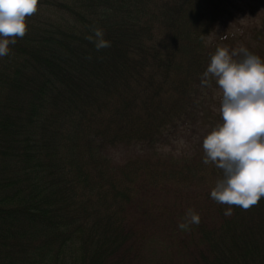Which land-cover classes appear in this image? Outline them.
Returning <instances> with one entry per match:
<instances>
[{
  "label": "trees",
  "instance_id": "1",
  "mask_svg": "<svg viewBox=\"0 0 264 264\" xmlns=\"http://www.w3.org/2000/svg\"><path fill=\"white\" fill-rule=\"evenodd\" d=\"M240 7L38 0L0 57V264H264V198L226 216L202 163L220 90L200 76L243 44L216 31ZM248 30L264 58V13Z\"/></svg>",
  "mask_w": 264,
  "mask_h": 264
},
{
  "label": "clouds",
  "instance_id": "2",
  "mask_svg": "<svg viewBox=\"0 0 264 264\" xmlns=\"http://www.w3.org/2000/svg\"><path fill=\"white\" fill-rule=\"evenodd\" d=\"M37 4L38 0H0V57L24 36L26 17L37 11ZM86 39L97 50L110 46L100 27ZM213 81L220 90V119L203 136L202 163L220 170L210 198L228 206L227 216L232 206L246 210L264 198V58L243 45H218L200 76L202 87ZM199 220V214L188 209L178 227L186 230Z\"/></svg>",
  "mask_w": 264,
  "mask_h": 264
},
{
  "label": "rangeland",
  "instance_id": "3",
  "mask_svg": "<svg viewBox=\"0 0 264 264\" xmlns=\"http://www.w3.org/2000/svg\"><path fill=\"white\" fill-rule=\"evenodd\" d=\"M240 6L228 18L216 25V31L218 35L226 31L242 34L244 37L242 45L247 47V43L251 41L248 27L254 22H261V15L264 13V0H240Z\"/></svg>",
  "mask_w": 264,
  "mask_h": 264
}]
</instances>
